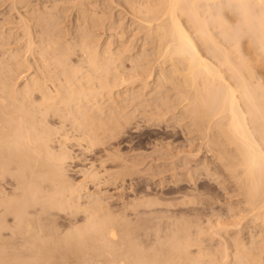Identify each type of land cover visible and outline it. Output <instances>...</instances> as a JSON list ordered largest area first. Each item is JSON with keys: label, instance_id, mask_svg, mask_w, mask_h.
<instances>
[{"label": "bare ground", "instance_id": "1", "mask_svg": "<svg viewBox=\"0 0 264 264\" xmlns=\"http://www.w3.org/2000/svg\"><path fill=\"white\" fill-rule=\"evenodd\" d=\"M124 1L151 43L128 50L119 36L120 46L107 38L99 45L95 31L105 30L107 18L99 6L82 11L73 39L60 27L56 5L17 8L21 33L13 39L22 46L16 53H8L14 42L0 29V264H264L254 243L247 248L235 236L237 250L230 252L225 239L222 259L195 239L196 221L186 207L197 198L180 197L183 183L196 185L194 171L172 181L173 193L136 191L113 205L93 199L92 191L86 196L87 183L70 178L76 151L98 155L95 170L106 185L125 190L146 176L138 157L144 154L126 159L115 140L138 115L148 122L162 113L169 83L176 100L186 94L184 110L264 227V0ZM190 28L218 65L201 53Z\"/></svg>", "mask_w": 264, "mask_h": 264}, {"label": "rangeland", "instance_id": "2", "mask_svg": "<svg viewBox=\"0 0 264 264\" xmlns=\"http://www.w3.org/2000/svg\"><path fill=\"white\" fill-rule=\"evenodd\" d=\"M14 1L15 0H13V1L12 0H0V29L6 33V36L11 35L12 38L11 37L8 38V42H14L13 43V49L14 50L11 49L12 46L10 45L11 47L10 46L8 47V48H10L9 49L10 51L8 50V53L11 52V50L14 53H16L18 51V49L19 50L21 49L22 44L21 43L19 44L18 42L14 41V39H16L17 37L19 38V35H20L19 33H21L20 28L17 27V25L21 24L18 14L22 13L24 10L25 11L28 10L26 6H29L30 4L31 5L29 6V9H31V8L40 9L41 7H44V6L50 7V6L56 5L55 6L56 7L55 12L56 11L59 12L58 18L60 20L58 19V21L59 22L61 21L60 27L61 28L63 27L64 31H66L65 36L67 39H73L76 36V33H77L76 32L77 31V27H76L77 22L76 21L81 16L80 14L85 12V10H90L93 6L94 7L99 6L97 8L99 12L102 11V9H103V11L101 13H104V11L107 13V14L105 13L106 14L105 17L107 16L106 21H105V26H104L105 30L101 29L99 31L98 30L95 31L96 35H98V34L100 35L98 38L100 41L99 45L104 44L105 41L107 42V39H109L108 41H111V43L114 44L113 47L120 46L117 41L118 40L120 41V37H121V41L123 43H126V44L128 43L127 45H129V46L127 47V49L130 50L134 47V45H135V47L136 46L138 47L143 41H146L147 43L152 41V40H150V37L146 36V30L142 29L138 25V23L134 20V18H132L133 17L132 16V10L126 4V1H124V0H27V1L16 0L17 2H14ZM16 3H17V6H16ZM18 4L21 6V8H20V6H18ZM23 7H25L24 10H23ZM104 8H106V9L104 10ZM16 9L19 11V13ZM227 14H228V17H229V20L231 21V23H235L236 20L238 19L237 16L233 13H230L227 11ZM12 21L14 24L12 23ZM185 24H186V26L187 25L189 26V24H187V23H185ZM111 28H113L112 31H106V30L111 29ZM114 28H115V30H114ZM1 30H0V32L4 35L5 33H3V31H1ZM15 31H16V33H15ZM191 31L194 32L193 29L190 28V32ZM192 32H191V34H192ZM122 33H124L123 36H121ZM192 36L196 40V42H199L198 41L199 39H197L198 37H196L197 35H195V32L192 34ZM146 39L147 40L149 39V40L147 41ZM99 41H98V43H99ZM198 44L200 46L199 50H201V53H203L204 56L206 55L207 58H209V61H211V63L214 64L217 60L214 59L213 57H211V55H209L207 53L205 47L202 46L200 44V42ZM16 45H18V46H16ZM148 45L149 46H147L146 47L147 49L145 48V50L147 51V53L150 54L152 52L151 48L154 45L153 46H152V44L151 45L148 44ZM15 46H16V49H15ZM137 49L140 50V48H137ZM137 49L135 51H137ZM126 53H127L126 55H128V51ZM205 53H207V54H205ZM244 53L247 56V52L244 51ZM213 60H215V61H213ZM217 63L218 62H216L215 65H218ZM228 75H229V73H226V76H228ZM153 83L154 82H152V83L150 82L149 83L150 86ZM168 85H169V83H168ZM168 85H166V88L163 89V92L166 91L165 93L169 98L165 95L168 100L166 99L167 101H165V103L167 102L166 106L162 107V113L159 115H155L157 117L154 120H153V118H155V116H153L152 121L150 120L148 122H147V119H143V118H145V115L144 116L138 115L134 120L135 122L132 123V125L129 126V128L127 127L125 129L126 132L123 131L122 133H120L118 135L117 140H115L116 143H118V145L120 146L119 150H121V153L125 157H127L126 159H130L131 157L134 158L135 156L133 157V155H131L132 153H135L138 155L144 154V156L139 155L138 157L140 159H142V161H143V159H145L144 160L145 164H143L142 167H143L145 173L147 172L146 176H143L142 178L138 177L136 180H134L132 182V184H133L132 188H127L125 190H121V188L118 189L116 186L115 187L112 186L111 184L113 183V181L111 183H109L108 185H106L103 183V182H105L104 175L102 173H100V174L96 173V171L98 170V167H97L98 163H96L97 161L95 159H97L96 157L98 155L95 156L96 155L95 153H89V152L81 154V153H78V151H76L77 152L76 154H78V155L75 154L74 158L71 161L72 164L71 163L69 164L71 171L69 170L68 173H70L69 174L70 178L72 177V179H73V180L72 179L71 180L73 182H75V184H76V182L81 183L83 181H84L83 184L87 183V184H85V187L88 190H87V192L84 191L85 193L83 192L86 196H88L87 194L89 191L90 192L92 191L91 194H89V195L93 196V199H95V200L101 199L104 203H106V204L109 203V205L110 204L113 205V203H115V200L118 199V196H120V195L131 196L134 193L136 194V191H138V193L136 194L137 196L140 194L139 192L144 193L145 191H146V193H150V194H152V193L160 194V193H162V191H164L165 193H173V191H175V189L178 187H176V185L172 181L180 179V177L183 178V176H185V174L187 175L188 172L194 171L195 178L197 181L196 185L193 186L191 184L183 183L181 187L183 189L184 188L185 189L184 190L182 188L180 189L181 190V193H180L181 196L180 195L179 196L180 197L184 196L187 198V196H190L192 194L197 198V201L194 204L188 205V207H186L187 210L185 209L187 214L190 213L191 215H193V216H191L192 218H190V220L192 219L191 220L192 222L196 221V222H194V224H195L194 225V229H195L194 236L196 237L195 239L197 241L198 240L202 241V243L204 244V247L206 248L208 246L206 249L210 248V251H212L213 254H215V252L220 253V255L216 254V255H218L219 258L221 257L220 259H222L224 257V255H222V254L225 252L222 249L225 248L224 247L225 243L223 242L225 239L228 241L227 242L228 246L232 245L231 247L229 246L230 252H232V250L235 248L234 245L232 244L234 241V236H235V239H237V240L239 239V242L241 244L243 242V244H245V246H247V248H249L251 246V244L254 243L251 247L252 251H256L258 253V254L255 253L257 257H261L262 255L264 257V252H263L264 251V227L261 226L260 221L256 222V219L253 216L252 217L254 219L251 217V215L249 213V207L245 203L246 200L244 201V195H242L243 194L242 191L241 190L239 191L238 186H236L237 185L236 181H234V179L232 178V176L228 172L224 171L219 166V164H217V162L214 158V153H212L208 149V142L204 143L205 140L203 138L204 136L200 132L201 129L199 130L198 126H196V124H195V121L191 120V118L194 116L192 114L191 115L188 114V112H186V110H184L187 107L186 104H188L187 103L188 100L186 101V98H187L186 94H183L181 97V99L183 101L180 98H179L180 100H178V98L176 100V95H175L176 93L173 91H170V89L172 87L170 85L169 86ZM132 86L135 87V85H132ZM150 86H149L148 90L152 87V86L151 87ZM129 87L131 88V86H129ZM130 88H128V89H130ZM126 89H124V90H126ZM124 90H122V91H124ZM131 93L132 92L130 90V94ZM187 96L191 97V98L193 97L192 95H189V94H187ZM131 97H132V100L134 99V101H136L137 103H138V100H139V102L141 101L140 99L136 98L137 94H133V95H131ZM158 97H159V94H158ZM155 98L158 99L157 95L154 96V100H155ZM184 101L186 102V104ZM183 103H184V105H183ZM163 108H165V109H163ZM166 108H168V110ZM131 109H132V107H131ZM164 110H166V111H164ZM163 112H165V113H163ZM188 115H190L191 117ZM157 118H159V119H157ZM192 121H194V123ZM135 126L136 127L139 126V128H136ZM173 127L175 129H173ZM220 137H221V141H220ZM217 140L220 142L224 141L223 143L226 144L225 138H224V136H222V134L217 133ZM115 141H114V143H115ZM206 141H207V139H206ZM213 142H214V140H213ZM213 144L215 147L216 146L215 143H212V144L210 143L211 146ZM200 149H201V151H200ZM189 153H191V154H189ZM142 156H143V158H142ZM145 156H146V158H144ZM162 156H163V158H162ZM154 158H156L155 162H154V160H152ZM93 161L95 163L92 165ZM94 165L97 168H93L94 169L93 170L91 168ZM165 166L167 168H165ZM147 167L148 168L151 167L154 169H153V171L148 170L149 171L148 172ZM155 167L157 168V170ZM163 168L168 169L169 171H167L164 174L156 177L155 179H153L150 176V174L154 175L155 172L157 173L158 170L163 169ZM206 168L210 171V175L206 174L207 173ZM73 169L76 171H74ZM95 169H97V170H95ZM88 170L90 171L91 174L89 173ZM84 172H86L85 176L83 175ZM98 172H100V170H98ZM93 173H94V175H93ZM87 174H89V175H87ZM98 174L99 175L102 174L101 175L102 177L99 176ZM92 176H94L95 178L97 176H99V177L96 179H93L94 177L92 178ZM82 179H83V181H82ZM98 179H100V180H98ZM101 179L103 181H101ZM86 180L88 182H86ZM95 180H97L96 182H98V183H96ZM92 181L95 183V185H93L94 183ZM159 182L165 183L163 188H159V187L155 186ZM109 185H111V187ZM127 185H128V183H127ZM179 185H181V184H179ZM108 186H109V188H108ZM86 188H85V190H86ZM140 189L142 191H140ZM93 191H95V193ZM100 191H102V192H100ZM104 192H105V194H104ZM185 192H187V193H185ZM93 194L96 197H97V195L99 197L100 196L101 197L96 198ZM186 194H189V195H186ZM85 195L83 198L84 201L82 200L83 202L88 200L87 198H85L86 197ZM102 197L104 198V200L106 198V201H104ZM91 199H92V197L90 198V200ZM185 210H184V212H185ZM196 216H200V219H199V217H196ZM195 217L197 218L196 220H195ZM10 220L12 221V219H10ZM221 221H223V222H221ZM196 223H197V225H196ZM220 223H222V224L220 225ZM225 223L227 225L224 226ZM215 225H216V227H215ZM223 226L225 228H222ZM228 226H229V228H228ZM199 228H201L202 231ZM197 233H198V235H197ZM220 246H221V249L219 248ZM241 246H243V245H241ZM256 248H258V249H256ZM213 250H216V251H213ZM218 250H219V252H218ZM236 250H237V248H235L233 250V252ZM260 254H261V256H258ZM263 257H261V258H263Z\"/></svg>", "mask_w": 264, "mask_h": 264}]
</instances>
